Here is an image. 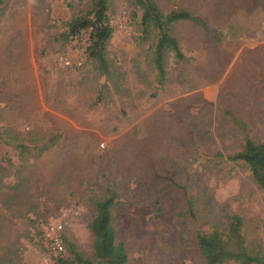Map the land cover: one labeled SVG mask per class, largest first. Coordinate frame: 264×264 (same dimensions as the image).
<instances>
[{
	"label": "rangeland",
	"instance_id": "374dc122",
	"mask_svg": "<svg viewBox=\"0 0 264 264\" xmlns=\"http://www.w3.org/2000/svg\"><path fill=\"white\" fill-rule=\"evenodd\" d=\"M154 1L209 29L171 25L163 81L131 0H109L106 75L89 30L66 37L92 0H0V264H56L60 239L92 259L109 188L127 264H205L198 235L233 216L264 258V191L229 160L264 142V0Z\"/></svg>",
	"mask_w": 264,
	"mask_h": 264
},
{
	"label": "trees",
	"instance_id": "16d2710c",
	"mask_svg": "<svg viewBox=\"0 0 264 264\" xmlns=\"http://www.w3.org/2000/svg\"><path fill=\"white\" fill-rule=\"evenodd\" d=\"M141 11L140 26L142 41L154 39L150 46V60L160 81H163L167 56L183 60V55L176 37L170 33L171 25L186 22L199 24L208 33L207 24L198 16L185 9L172 10L163 14L154 0H131ZM109 0H92V7L85 13L78 14L67 23L66 37L77 36L89 30V57L98 64L103 74H108L106 48L112 29L107 16ZM232 161H241L251 173L255 183L264 191V142L255 143L245 140L243 148L232 157ZM117 193L109 188L103 198L95 201V216L89 225L92 238L93 258L85 257L70 241L60 239L63 251L56 264H127L128 256L122 243H118L112 227V211L117 203ZM197 245L205 264H264V258L251 252L241 235V219L233 216L226 234L217 230L201 233ZM68 254V257L64 256Z\"/></svg>",
	"mask_w": 264,
	"mask_h": 264
},
{
	"label": "built area",
	"instance_id": "2783aa9c",
	"mask_svg": "<svg viewBox=\"0 0 264 264\" xmlns=\"http://www.w3.org/2000/svg\"><path fill=\"white\" fill-rule=\"evenodd\" d=\"M55 247H56L55 250H57L55 253V256H59L63 251V247H62L60 240H57V241L55 240ZM57 254H59V255H57Z\"/></svg>",
	"mask_w": 264,
	"mask_h": 264
}]
</instances>
